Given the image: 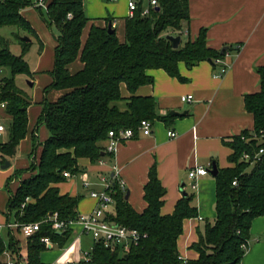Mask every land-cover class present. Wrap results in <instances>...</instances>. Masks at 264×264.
<instances>
[{
    "label": "trees",
    "instance_id": "16d2710c",
    "mask_svg": "<svg viewBox=\"0 0 264 264\" xmlns=\"http://www.w3.org/2000/svg\"><path fill=\"white\" fill-rule=\"evenodd\" d=\"M157 3L147 17L142 16L144 7L138 3L134 17L125 19L124 41H120L116 29L113 34L108 32L112 21L107 19L104 28L96 24L90 27L85 43L82 34L90 20L84 0H46L47 9H37L57 40L52 82L44 94L51 91H64V94L56 102L44 99L37 127L45 126L49 131L48 139L38 144L37 136L33 135L32 164L26 170L15 172L6 185L7 218L12 216L17 224L41 223L39 230L28 238L25 264H42L41 254L48 249L43 240L48 239L62 248L71 236V227L59 233L52 222H45L52 213H57L63 222L78 218L80 199L62 195L58 189L66 180L64 172L78 174L80 158H88L93 163L104 159L110 131L133 129L137 135L142 120L152 123L159 120L167 125L174 120L170 114L158 115L154 97L135 96L139 87L154 83L149 71L161 69L183 80L179 72L182 62L191 69L200 62L214 63L225 59L231 51H239L230 47L222 53L209 48L205 29L195 41L181 42L178 49H173L167 37L183 35L185 24L191 20L189 0H157ZM32 5L33 2L27 0H0V27H16L35 34L31 23L23 16V11ZM31 44L32 41L23 40L22 55H16L11 52L10 41L0 37V70L6 68L12 74L11 78L0 81V102H8L5 113L11 119L7 127L8 140L0 143L2 165L17 154L19 144L28 135L31 100L15 78L32 75L25 59ZM78 59L83 69L72 74L69 66ZM257 74L260 76L259 93L245 97V107L255 122L254 129L225 141L232 153L231 167L219 169L215 178L217 219L213 225L205 226L199 241L192 245L198 259L183 261L177 246L184 233V221L199 216L193 206L194 197L187 194L177 203L172 215L162 216L167 190L153 167L144 188L147 208L137 213L125 200L126 193L115 184L112 192L115 206L110 214L115 222L146 233L148 237L127 255L110 252L97 244L89 260L82 264H228L234 261L241 264L246 254L243 247L251 245V224L264 216V154L254 164L243 160L246 154L254 157L264 148V67L258 68ZM123 84L131 97L121 95ZM123 102L125 108L121 110L117 104ZM40 146L42 150L37 156ZM24 174L29 176L23 178ZM19 178L18 187L11 190V182ZM9 236L8 245L0 236V257L9 252L15 264H20V242L13 232L10 231Z\"/></svg>",
    "mask_w": 264,
    "mask_h": 264
},
{
    "label": "crops",
    "instance_id": "0c3cea01",
    "mask_svg": "<svg viewBox=\"0 0 264 264\" xmlns=\"http://www.w3.org/2000/svg\"><path fill=\"white\" fill-rule=\"evenodd\" d=\"M109 1V5L106 4L110 8L106 10L108 16L103 11L100 14L93 13L92 8L98 0L88 1L86 16L88 14L90 24L82 34L83 43L88 39L90 27L96 24L104 28L108 24L107 19L110 22L117 21V36L120 41L125 40V19L128 18L130 0ZM134 1L137 5L141 2L143 7L149 6V0ZM189 3L191 20L185 24L181 42L195 41L199 32L205 29L209 48L217 51L227 47L238 49L229 52L224 59L230 66L228 73L222 78H216L219 67L208 61L200 62L191 69L182 62L179 72L183 80L171 77L161 69L149 71L148 75L153 77L154 83L139 87L135 96L154 97L160 117L169 116L171 111L185 113L184 116L174 117L169 125L155 120L151 136L139 132L134 139L121 145L114 155L107 154L100 161L93 163L88 158H80L78 174L66 178L64 183L58 185L62 195L69 194L80 199L77 210L79 215L88 214L97 206L90 193L104 190L101 179L112 177L113 168L116 167L120 172L119 180L126 187V194L129 193L127 201L141 214L148 206L144 200V188L150 170L155 167L162 186L167 190L161 208L162 216L172 215L177 203L183 198V186L184 192L194 197L193 206L197 208L199 216L184 221V233L177 242L180 258L185 262L198 259L199 255L192 249V245L199 241L205 226L213 225L217 219L215 178L211 174L199 178L198 189L192 191L190 186L193 180L189 178V172L201 166L210 170L213 163L217 164L218 169L231 167L229 158L232 153L225 141L229 142L245 130L254 129L255 122L245 107V97L259 93L260 76L257 71L264 67V0H189ZM31 9L39 13L36 8L29 7L23 11V16L35 31L33 35L38 41V54L34 63H28L32 71L28 78L33 86H19L31 100V105L28 108V135L19 144L17 154L7 159L11 166L12 162L15 163V167H12L15 172L26 170L32 164L30 156L33 151V135L37 136L38 144L48 139L49 131L45 126L37 127L44 99L56 102L64 94V91L44 94L52 82L57 40L55 32L45 23L31 21ZM69 67L71 73L76 74L83 69V64L78 59ZM121 95L131 97L125 84L122 85ZM185 95H193L194 101L182 103L181 99ZM41 129L43 134L40 135ZM170 131H174L176 137H170ZM41 150L42 146L37 156ZM28 176L24 174L23 178ZM84 181H88L90 186L85 187ZM19 182L20 178L13 180L10 189L15 191ZM8 199L7 191L6 206ZM7 214V208L5 211L0 208V230L6 228L17 236L20 242V264H25L28 238L15 228L8 227L9 223L15 221L12 216L7 218ZM206 218L213 222L210 223ZM250 229L251 245L241 264H264V216L255 219ZM22 236L27 241L22 240ZM47 248L41 254L42 264H82L88 261L93 252L94 242L81 226L73 225L71 236L62 248L52 243Z\"/></svg>",
    "mask_w": 264,
    "mask_h": 264
},
{
    "label": "built area",
    "instance_id": "2783aa9c",
    "mask_svg": "<svg viewBox=\"0 0 264 264\" xmlns=\"http://www.w3.org/2000/svg\"><path fill=\"white\" fill-rule=\"evenodd\" d=\"M129 14L128 18H133L135 11L138 9L139 5L134 0H130L129 3ZM157 0H149V6L144 7L142 10V16L147 17L150 15V12L153 8L157 7ZM33 8H42L47 9L46 0H34ZM71 18V15L68 16ZM113 29L117 26V21H112L111 24ZM219 67V71L215 74L216 78L224 77L229 69V64L227 65L224 62V59H217L214 61ZM182 103H192L194 101L193 95H185L181 99ZM8 102H0V137L8 132L7 126L3 123L4 118H10L6 113ZM153 123L147 120H142L139 124L138 133L141 132L144 136H151L153 133ZM170 137H176L174 131L169 132ZM136 137V133L133 129H124L121 131H110L108 136V146L106 147V153L109 155H114L118 148L123 145L125 142H128ZM264 154V148L261 149L260 153L251 157L249 154H246L243 158L244 161H250L252 164L258 162L261 158V155ZM34 157V156H33ZM34 158H32V161ZM211 169V168H210ZM113 176L110 178H102L101 183L104 190L102 191H92L90 196L97 203L96 208L88 214L78 215L76 221L63 222L58 219L57 213H52L48 218L45 219V222H52L53 228L61 233L67 228L72 227L73 225H79L82 227V230L85 234L92 237L94 246L101 245L103 248L110 252H118L121 255H127L133 249L138 248L143 239H146L148 235L143 232H139L137 229L126 227L121 225L110 218V214L114 209L115 202L112 196L114 185L117 184L124 193H126V187L124 182L119 180L120 172L114 167ZM210 174V170L205 167H196L190 170L189 178L193 180L191 184V190L196 191L198 189L197 181L203 176ZM64 177L70 179L73 177L69 172H64ZM233 184L237 185L236 182ZM84 186L89 187L90 184L88 181H84ZM41 223L37 222L36 224H17L16 222L9 223L8 227L16 230H19L27 238L33 236L37 230H39ZM47 245L50 244L48 239L43 240ZM246 252L249 251L250 245L243 247ZM9 255V261L7 264H15L11 258V254L6 252ZM5 253V254H6ZM90 257V255H89ZM89 260V259H88Z\"/></svg>",
    "mask_w": 264,
    "mask_h": 264
},
{
    "label": "rangeland",
    "instance_id": "374dc122",
    "mask_svg": "<svg viewBox=\"0 0 264 264\" xmlns=\"http://www.w3.org/2000/svg\"><path fill=\"white\" fill-rule=\"evenodd\" d=\"M27 1H31L33 2L34 0H27ZM89 0H84V4L85 6L88 5ZM91 1V0H90ZM110 1L109 0H98L97 5L94 4V7L92 8L93 13H97L100 14L103 13L105 14V16H108L107 11L106 10H110L109 7L106 6L109 5ZM31 13L29 16L31 17V21H39V22H43L42 19L39 16V13L35 10V9H31ZM88 16V14H87ZM104 16V18H105ZM0 37H4L5 39H8L10 41V49L11 52L13 54L16 55H22V42L25 38H29L32 41V44L30 46V49L28 51V54L26 55L25 59L27 60V62L30 64L31 62L34 63V59H36L37 57V48H38V41L37 39L34 37V35L30 32H27L25 30L19 29V28H1L0 27ZM12 77L11 71L9 69H3L0 70V81L1 79H9ZM27 81L29 82V78L26 75H18L15 78V82L16 84H18V86H20L21 88H27L29 86V84L27 83ZM121 110H123L125 108V103H118L117 104ZM3 123L9 127L10 123H11V119L10 118H4L3 119ZM43 134V130H40V135ZM8 140V133L2 135V137H0V143L2 144L3 142H6ZM2 158L0 155V208H2L3 211H5V209L7 208L6 206V185L9 182V180L14 176L15 171L12 167H15V163L12 162V166L10 168L7 169H3L2 170ZM9 161V160H8ZM14 186H12L13 188ZM210 223L213 222L212 219L210 218H206ZM0 236L2 237V240L4 241L5 245H8L9 241H10V236H9V231L5 228V229H1L0 230ZM26 239L22 236V240ZM27 241V239H26ZM24 256V255H23ZM9 261V255L8 253H6L5 255H3L0 258V262L2 264H7Z\"/></svg>",
    "mask_w": 264,
    "mask_h": 264
},
{
    "label": "water",
    "instance_id": "95a60500",
    "mask_svg": "<svg viewBox=\"0 0 264 264\" xmlns=\"http://www.w3.org/2000/svg\"><path fill=\"white\" fill-rule=\"evenodd\" d=\"M157 9L159 10V8H157ZM108 32H109L110 34L115 33V31L113 30V28H112L111 25H109V27H108ZM167 38L172 42V47H173V49H178L179 46L181 45L182 37H175V36L169 35ZM24 41L27 42V43H29V42L31 41V39H29V38H25ZM227 50H228V47L225 48V49H223V50H222V53L227 52ZM209 63H211V61H209ZM211 64H212V63H211ZM28 84H29L30 86H33L32 82H29ZM184 114H185V113H184ZM184 114H180V113H177V112H175V111H171V113H170V115L173 116V117H181V116H184ZM10 166H11L10 162L7 161V162L3 165L2 168L7 169V168H10ZM218 173H219V169H218V167H217V164L213 163L212 166H211V169H210V174H211L214 178H216V176L218 175ZM181 192H182V194H183V197H186L187 192H186V193L184 192V186L182 187ZM128 197H129V193L126 194V198H125V200H128ZM228 264H236V262L234 261L233 263H228Z\"/></svg>",
    "mask_w": 264,
    "mask_h": 264
}]
</instances>
